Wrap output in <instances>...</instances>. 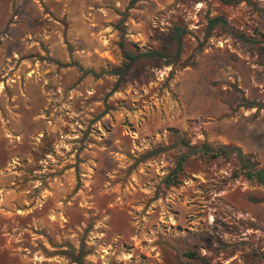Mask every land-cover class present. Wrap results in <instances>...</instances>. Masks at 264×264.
Segmentation results:
<instances>
[{
	"label": "rangeland",
	"instance_id": "rangeland-1",
	"mask_svg": "<svg viewBox=\"0 0 264 264\" xmlns=\"http://www.w3.org/2000/svg\"><path fill=\"white\" fill-rule=\"evenodd\" d=\"M227 1L0 0V264H264V186L201 154L264 171V0Z\"/></svg>",
	"mask_w": 264,
	"mask_h": 264
},
{
	"label": "trees",
	"instance_id": "trees-1",
	"mask_svg": "<svg viewBox=\"0 0 264 264\" xmlns=\"http://www.w3.org/2000/svg\"><path fill=\"white\" fill-rule=\"evenodd\" d=\"M229 3L235 2L234 0L227 1ZM219 19L214 18L210 19L208 21L209 25H212L216 22H218ZM178 36V34H177ZM180 45V39L179 37L176 38V47ZM123 59L127 62L125 65L121 76H125V74L129 71V66L130 64L135 60L136 57L130 56L128 54L122 55ZM257 108V106H256ZM185 144V143H184ZM187 146V144H185ZM201 154L202 155H207L209 158L216 159V158H228L229 156L233 155L237 165L239 166V171L244 174V176L247 179H254L255 183L259 184L260 186H264V171L262 169H257L253 163H251L249 156L247 155H242L240 150L238 148H226V147H216L212 148L207 144H203L201 146ZM175 181V176L168 175L165 177L163 180L164 186H169L174 184ZM189 257L192 258H197L201 264H208L206 260L202 257H196L192 252H188L186 254ZM73 262L75 264H82L79 257H73Z\"/></svg>",
	"mask_w": 264,
	"mask_h": 264
}]
</instances>
